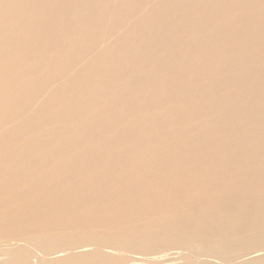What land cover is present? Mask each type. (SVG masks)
Wrapping results in <instances>:
<instances>
[{
	"label": "bare ground",
	"instance_id": "bare-ground-1",
	"mask_svg": "<svg viewBox=\"0 0 264 264\" xmlns=\"http://www.w3.org/2000/svg\"><path fill=\"white\" fill-rule=\"evenodd\" d=\"M171 250L264 264V0H0V264Z\"/></svg>",
	"mask_w": 264,
	"mask_h": 264
},
{
	"label": "rangeland",
	"instance_id": "rangeland-1",
	"mask_svg": "<svg viewBox=\"0 0 264 264\" xmlns=\"http://www.w3.org/2000/svg\"><path fill=\"white\" fill-rule=\"evenodd\" d=\"M176 253H177L176 251L171 250L167 252L166 254H160V255H155V256H143V257L138 256V260H140L139 262L125 263V264H189L185 260L180 259L179 255L178 254L176 255ZM198 262L208 264L210 263V260L206 258H202ZM217 264H220V262H217Z\"/></svg>",
	"mask_w": 264,
	"mask_h": 264
}]
</instances>
